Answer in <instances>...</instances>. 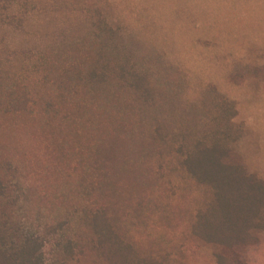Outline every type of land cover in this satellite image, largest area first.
<instances>
[{
    "label": "trees",
    "instance_id": "1",
    "mask_svg": "<svg viewBox=\"0 0 264 264\" xmlns=\"http://www.w3.org/2000/svg\"><path fill=\"white\" fill-rule=\"evenodd\" d=\"M70 6L0 52V264H236L264 233V178L235 100L127 47L96 0Z\"/></svg>",
    "mask_w": 264,
    "mask_h": 264
},
{
    "label": "rangeland",
    "instance_id": "2",
    "mask_svg": "<svg viewBox=\"0 0 264 264\" xmlns=\"http://www.w3.org/2000/svg\"><path fill=\"white\" fill-rule=\"evenodd\" d=\"M96 1L127 47L160 54L192 88L211 82L235 100L245 129L237 148L264 178V0ZM70 5L73 0H0V52L19 53L46 27L50 34L64 30L73 19ZM236 72L243 76L232 81ZM229 254L236 264H264V233ZM188 256L191 264H215L208 250Z\"/></svg>",
    "mask_w": 264,
    "mask_h": 264
}]
</instances>
